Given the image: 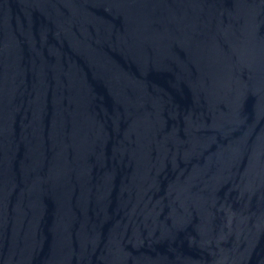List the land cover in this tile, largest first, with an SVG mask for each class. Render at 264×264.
<instances>
[{
  "label": "water",
  "instance_id": "water-1",
  "mask_svg": "<svg viewBox=\"0 0 264 264\" xmlns=\"http://www.w3.org/2000/svg\"><path fill=\"white\" fill-rule=\"evenodd\" d=\"M0 264H264V0H0Z\"/></svg>",
  "mask_w": 264,
  "mask_h": 264
}]
</instances>
